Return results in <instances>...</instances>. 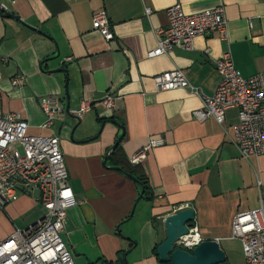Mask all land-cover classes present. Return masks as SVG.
I'll list each match as a JSON object with an SVG mask.
<instances>
[{"label":"crops","instance_id":"0c3cea01","mask_svg":"<svg viewBox=\"0 0 264 264\" xmlns=\"http://www.w3.org/2000/svg\"><path fill=\"white\" fill-rule=\"evenodd\" d=\"M177 3L185 14L223 6L228 45L217 34L198 36L189 51L148 58L155 30L167 26L166 9ZM97 12L109 20V42L92 28ZM226 49L242 77L264 78V0H0V117L19 114L29 135L58 138L78 202L60 234L75 264H114L126 251L129 264H171L159 262L154 250L165 239L163 219L184 206L193 210L200 237L218 243L225 257L219 264H245L231 223L261 200L264 208V156L242 159L225 135L237 121L234 109L222 126L212 118L199 122L192 116L197 96L157 92L153 81L178 69L211 96L219 79L214 62ZM16 76L24 77L19 88L10 83ZM106 96L111 110L103 106ZM44 98L59 108L47 129ZM82 102L92 107L77 121L71 116ZM114 123L124 130L118 145L127 163L150 140H163L136 165L149 189L139 201L140 188L113 170L109 157L103 164L122 133ZM43 213L36 190L19 191L0 213V239Z\"/></svg>","mask_w":264,"mask_h":264},{"label":"built area","instance_id":"2783aa9c","mask_svg":"<svg viewBox=\"0 0 264 264\" xmlns=\"http://www.w3.org/2000/svg\"><path fill=\"white\" fill-rule=\"evenodd\" d=\"M146 9V15L150 14ZM167 26L155 30L156 46L147 53L148 58L167 55L173 49L189 51L198 36L217 34L228 45L227 20L223 6L195 14H185L180 4L166 9ZM92 28L105 42L113 39L110 23L104 12L92 16ZM69 60V59H66ZM218 82L213 94L207 96L192 86L181 70L175 69L154 76L157 92L186 90L197 96L200 108L192 112L195 120L202 122L212 118L222 126L227 110L236 111L237 121L225 135L245 160L264 156V78L261 74L245 78L234 68L231 54L226 49L214 62ZM13 88L24 83L23 76L10 80ZM40 109L45 116L41 125L50 128L59 111L55 101L40 100ZM103 106L111 110L112 96H106ZM91 104L82 102L75 116L82 117L91 109ZM27 123L19 114L0 117V213L16 193L38 192L43 216L25 230H15L0 239V264H75L60 234L67 211L77 205L68 185V175L60 151L59 140L53 136H32L27 133ZM163 145V140H150L129 160L136 166L143 162L147 153ZM257 177L256 185L261 187ZM238 212L231 223V239L238 240L245 264H264V208ZM173 208V213L185 209ZM204 241L196 226L187 229L176 245L183 250H192Z\"/></svg>","mask_w":264,"mask_h":264},{"label":"water","instance_id":"95a60500","mask_svg":"<svg viewBox=\"0 0 264 264\" xmlns=\"http://www.w3.org/2000/svg\"><path fill=\"white\" fill-rule=\"evenodd\" d=\"M57 72L65 70H56ZM55 71V72H56ZM66 88V86H65ZM65 112L68 113V104H66ZM73 119L77 120V116H71ZM78 121V120H77ZM116 125V123H114ZM121 131V135L116 139L113 146L108 151L104 158L103 164L105 165L108 155H110L118 146L123 137V127L116 125ZM113 170L122 172L120 168H112ZM125 177L134 182L140 188V194L136 201H139L143 195V188L141 184L131 175L123 173ZM133 214V210L130 216ZM194 222V212L190 208H185L179 210L176 213L167 215L163 221L162 225L165 230V239L156 247V255L158 261L161 263H171V264H219L225 259L223 252L221 251L217 242L213 240H204L198 246L192 250H183L176 245L177 240L187 234V229L193 225ZM129 251H126L123 256L124 264H129L126 255Z\"/></svg>","mask_w":264,"mask_h":264},{"label":"trees","instance_id":"16d2710c","mask_svg":"<svg viewBox=\"0 0 264 264\" xmlns=\"http://www.w3.org/2000/svg\"><path fill=\"white\" fill-rule=\"evenodd\" d=\"M109 159L117 168H120L122 173H126L134 177L143 188V195L149 194V189L145 178L140 174L138 167L132 166L130 163H127L125 157L121 154L120 146L118 145L116 149L109 155ZM156 255V250H154ZM157 256V255H156ZM114 264H124L123 259L119 256L117 261Z\"/></svg>","mask_w":264,"mask_h":264}]
</instances>
